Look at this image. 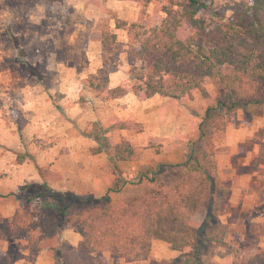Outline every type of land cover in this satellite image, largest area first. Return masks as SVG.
<instances>
[{
    "label": "rangeland",
    "instance_id": "rangeland-1",
    "mask_svg": "<svg viewBox=\"0 0 264 264\" xmlns=\"http://www.w3.org/2000/svg\"><path fill=\"white\" fill-rule=\"evenodd\" d=\"M210 1V0H209ZM252 0H213L203 15L211 28L233 17L232 7ZM159 0H0V250L9 264H67L54 259L36 231L14 224L17 210L45 185L115 203L141 190L144 172L161 163L183 164L199 137L210 101L187 103L133 90L131 68L146 32L165 17ZM115 34L112 45L104 34ZM187 31L181 29L185 37ZM108 74L111 86L130 92L102 101L95 84ZM210 92L214 85L209 82ZM113 143L129 140L137 158L117 162L90 136L94 123ZM198 120V121H199ZM225 192H214L218 216L199 215L205 235L221 229L208 250L217 264H264V102L228 116L213 137ZM198 145L202 144L198 141ZM61 239L78 245L79 232L65 226ZM104 264H184L169 237L155 240L144 256L127 261L107 252Z\"/></svg>",
    "mask_w": 264,
    "mask_h": 264
},
{
    "label": "trees",
    "instance_id": "trees-1",
    "mask_svg": "<svg viewBox=\"0 0 264 264\" xmlns=\"http://www.w3.org/2000/svg\"><path fill=\"white\" fill-rule=\"evenodd\" d=\"M159 1L165 17L146 32L136 51L139 64L131 68L133 90L144 98L159 95L187 103L201 94L204 101H210L202 120L192 119L199 132L195 150L183 164L161 163L156 170L142 173L141 190L120 203L110 194L80 195L47 185L26 194L25 200L36 209L17 210L13 222L38 232L44 247L59 262L104 264L107 252L134 261L155 240L169 237L173 248L183 254L184 264H217L208 245L222 239L221 229L205 235L196 218L218 216L220 202L213 193L226 191L219 176L214 135L240 108L250 110L264 102V0L235 4L232 19L214 28L203 15L213 10V0ZM184 27L187 34L182 37ZM115 38V34H104L108 45ZM98 78L101 81L94 88L102 101L130 92L126 84L111 86L108 74ZM209 82L214 85L212 92ZM133 124L124 120L104 129L95 122L90 136L115 161H132L138 153L131 142L113 143L108 134ZM65 226L79 232L78 245L61 239ZM0 264H9L1 250Z\"/></svg>",
    "mask_w": 264,
    "mask_h": 264
},
{
    "label": "crops",
    "instance_id": "crops-1",
    "mask_svg": "<svg viewBox=\"0 0 264 264\" xmlns=\"http://www.w3.org/2000/svg\"><path fill=\"white\" fill-rule=\"evenodd\" d=\"M156 96V95H155ZM151 98V97H150ZM117 99V98H116Z\"/></svg>",
    "mask_w": 264,
    "mask_h": 264
}]
</instances>
